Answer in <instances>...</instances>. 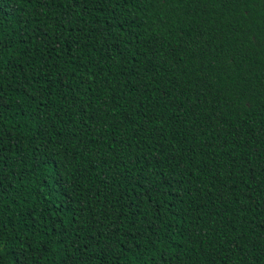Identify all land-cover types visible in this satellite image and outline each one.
<instances>
[{
  "label": "trees",
  "instance_id": "obj_1",
  "mask_svg": "<svg viewBox=\"0 0 264 264\" xmlns=\"http://www.w3.org/2000/svg\"><path fill=\"white\" fill-rule=\"evenodd\" d=\"M0 40V264H264V0H0Z\"/></svg>",
  "mask_w": 264,
  "mask_h": 264
},
{
  "label": "snow or ice",
  "instance_id": "obj_2",
  "mask_svg": "<svg viewBox=\"0 0 264 264\" xmlns=\"http://www.w3.org/2000/svg\"><path fill=\"white\" fill-rule=\"evenodd\" d=\"M0 46H3V41L2 40H0ZM55 155H56V153L52 154L53 158L55 157ZM50 162L55 163L54 159L52 161H50ZM55 166L59 167V164L57 163ZM0 184H2V180H0Z\"/></svg>",
  "mask_w": 264,
  "mask_h": 264
}]
</instances>
